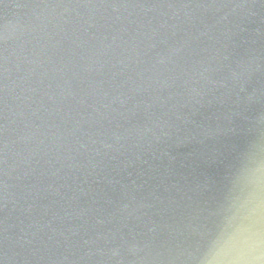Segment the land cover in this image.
Segmentation results:
<instances>
[{"label":"water","instance_id":"obj_1","mask_svg":"<svg viewBox=\"0 0 264 264\" xmlns=\"http://www.w3.org/2000/svg\"><path fill=\"white\" fill-rule=\"evenodd\" d=\"M264 114V0H0V264H190Z\"/></svg>","mask_w":264,"mask_h":264},{"label":"clouds","instance_id":"obj_2","mask_svg":"<svg viewBox=\"0 0 264 264\" xmlns=\"http://www.w3.org/2000/svg\"><path fill=\"white\" fill-rule=\"evenodd\" d=\"M212 216L190 264H264V114L237 151Z\"/></svg>","mask_w":264,"mask_h":264}]
</instances>
